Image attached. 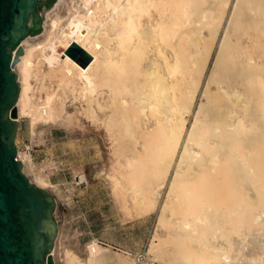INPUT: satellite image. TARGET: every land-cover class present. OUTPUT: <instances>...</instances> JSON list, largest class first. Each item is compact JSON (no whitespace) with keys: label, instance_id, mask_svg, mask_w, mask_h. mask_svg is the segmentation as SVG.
<instances>
[{"label":"bare ground","instance_id":"1","mask_svg":"<svg viewBox=\"0 0 264 264\" xmlns=\"http://www.w3.org/2000/svg\"><path fill=\"white\" fill-rule=\"evenodd\" d=\"M21 47L16 120L86 123L120 220L157 210L143 261L92 239L66 264H264V0H56Z\"/></svg>","mask_w":264,"mask_h":264},{"label":"rangeland","instance_id":"2","mask_svg":"<svg viewBox=\"0 0 264 264\" xmlns=\"http://www.w3.org/2000/svg\"><path fill=\"white\" fill-rule=\"evenodd\" d=\"M49 11H44L42 23ZM224 24L219 30L218 39L222 36ZM215 48L216 44L211 51L208 68L212 67ZM190 120L191 117L188 124ZM84 124L81 129L75 127L72 130L53 126L47 132V128L40 127L38 122L32 123L27 115H21L17 120L15 142L17 152L23 158V171L32 182L36 175L45 176L50 183L47 190L57 200L55 217L61 245L57 244L54 261L56 264H66L62 257L63 246L77 251L82 258L83 247L92 239L101 245H109L113 251H124L143 261L157 210L136 220H120L105 181L93 172L94 167L105 162L106 147L100 134Z\"/></svg>","mask_w":264,"mask_h":264},{"label":"water","instance_id":"3","mask_svg":"<svg viewBox=\"0 0 264 264\" xmlns=\"http://www.w3.org/2000/svg\"><path fill=\"white\" fill-rule=\"evenodd\" d=\"M55 1L0 0V264H55L57 200L29 179L17 157L19 84L12 68L21 41L41 31L44 11Z\"/></svg>","mask_w":264,"mask_h":264}]
</instances>
